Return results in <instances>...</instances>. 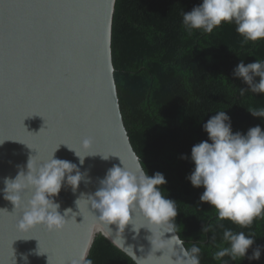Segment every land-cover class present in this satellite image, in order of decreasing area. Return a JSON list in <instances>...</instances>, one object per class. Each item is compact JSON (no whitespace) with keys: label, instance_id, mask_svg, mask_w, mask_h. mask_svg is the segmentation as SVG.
I'll return each mask as SVG.
<instances>
[{"label":"water","instance_id":"obj_1","mask_svg":"<svg viewBox=\"0 0 264 264\" xmlns=\"http://www.w3.org/2000/svg\"><path fill=\"white\" fill-rule=\"evenodd\" d=\"M116 2L0 0V142L5 140L0 144V264H71L81 256L88 258L98 234L136 263L134 254L148 256L152 264H162L168 255L166 251L158 258L163 249L150 253L148 230L136 233L129 224L121 234L111 224V231H102L86 200L81 199V211L75 204L82 194L85 198L94 194L113 166L143 165L125 124L115 77ZM85 137L93 139L88 149L92 155L80 165L65 143L85 154L80 148ZM55 149V158L77 164L83 174L75 193L64 184L54 198L61 214L68 208L74 214L66 217L67 226L61 231L37 225L21 233L16 229L19 211L4 198V179L15 178L21 169L26 172L30 156L41 162ZM30 195V191L24 194L25 203ZM142 223L137 216L136 226ZM39 246L44 253H39Z\"/></svg>","mask_w":264,"mask_h":264},{"label":"trees","instance_id":"obj_2","mask_svg":"<svg viewBox=\"0 0 264 264\" xmlns=\"http://www.w3.org/2000/svg\"><path fill=\"white\" fill-rule=\"evenodd\" d=\"M202 2L117 0L112 49L121 109L148 175H164L160 191L175 201L178 233L188 249H201L200 264H264V248L259 260L247 259L258 245L264 246V216L247 228L219 221L216 209L200 201L203 186L194 187L187 179L195 167L191 149L208 139L203 124L218 111L231 118L233 133L246 134L257 125L264 130V118L249 111L264 108V94L241 95L248 85L233 76L241 61H264V39L242 44L236 25L224 22L210 34H189L182 14ZM228 229L255 234L245 258L213 259L229 246L223 238ZM87 259L92 264H137L103 234L97 235Z\"/></svg>","mask_w":264,"mask_h":264},{"label":"clouds","instance_id":"obj_3","mask_svg":"<svg viewBox=\"0 0 264 264\" xmlns=\"http://www.w3.org/2000/svg\"><path fill=\"white\" fill-rule=\"evenodd\" d=\"M182 16V24L189 34L193 30L210 34L224 22L236 25V32L243 37L242 44L264 39V0H203L202 4L183 12ZM233 76L248 85L241 88V95L246 91L264 94V61L256 60L248 64L241 61L235 67ZM249 111L255 117L264 118V108ZM203 130L208 139L193 145L191 160L195 167L187 179L194 187L203 186L200 201L216 209L219 221L229 220L247 228L257 217L264 216V130L257 125L249 128L246 134L233 133L231 118L225 111L211 116L203 124ZM92 144L91 137L81 140L80 148L85 154L65 145L74 150L80 165H83L85 157L92 155L88 152ZM56 149L50 159L41 162L30 156L26 172L21 169L15 178L4 179V198L13 203L15 211H19L16 229L21 233L30 232L37 225H43L49 232L61 231L67 226L69 219L66 217L74 214L71 208L61 214L60 204L54 198L64 184L75 193L83 174L77 164L55 158ZM102 156L107 159L109 155ZM182 158L188 157L185 155ZM165 183L162 173L150 176L141 164H137L135 169H129L124 164L123 167L113 166L99 181L100 187L94 194L86 198L82 194L75 204L81 211L80 202L84 198L102 231H111L108 227L111 224H115L121 234L129 224L136 233L141 228L148 230L151 233L147 237L152 245L150 253L154 250L155 255L157 250L163 249V255L158 258L164 257L166 251L168 253L162 264H200L201 249L196 245L185 248L183 239L176 234L178 211L175 201L165 198L159 188ZM28 191L31 195L25 203L24 194ZM137 216L143 220L139 227L135 224ZM166 233L172 235L164 238ZM223 238L229 246L215 252L213 259L221 260L228 256L236 260L246 257L248 249L254 244L255 234L234 233L228 229ZM128 247L124 246L125 249ZM262 248L264 246L258 245L247 259L259 260ZM39 253H44L40 251V246ZM134 258L137 264H152L148 256L137 258L134 254ZM24 259L27 260V257ZM71 264H92V261L81 256L73 259Z\"/></svg>","mask_w":264,"mask_h":264},{"label":"snow or ice","instance_id":"obj_4","mask_svg":"<svg viewBox=\"0 0 264 264\" xmlns=\"http://www.w3.org/2000/svg\"><path fill=\"white\" fill-rule=\"evenodd\" d=\"M66 144V143H65ZM60 145V144H59ZM68 145V144H67ZM69 146V145H68ZM70 147V146H69Z\"/></svg>","mask_w":264,"mask_h":264}]
</instances>
